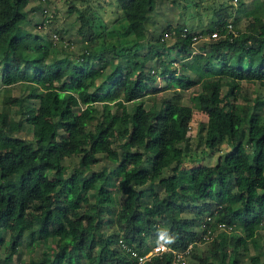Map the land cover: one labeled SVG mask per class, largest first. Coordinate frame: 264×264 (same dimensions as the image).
I'll return each instance as SVG.
<instances>
[{
	"label": "trees",
	"instance_id": "trees-1",
	"mask_svg": "<svg viewBox=\"0 0 264 264\" xmlns=\"http://www.w3.org/2000/svg\"><path fill=\"white\" fill-rule=\"evenodd\" d=\"M116 2L136 45L122 53L96 49L91 20L77 10L85 45L69 53L56 47L62 37H52L46 20L37 23L46 41L19 30L28 0H0V91L32 84L25 102L1 98L2 260L26 251L20 264H137L138 254L164 242L170 249L191 244L197 264H243L245 257L264 264V99L241 91L242 81L264 85L261 9L213 0L204 29L167 22L150 40L156 0ZM228 22L235 35L194 50V35ZM158 78L173 92L149 104ZM197 84L186 104L184 91ZM195 112L204 117L193 128ZM27 125L31 141L18 135ZM224 143L216 161L206 162ZM104 157L114 165L94 169ZM38 246L45 249L35 255ZM144 264L176 262L166 251Z\"/></svg>",
	"mask_w": 264,
	"mask_h": 264
},
{
	"label": "rangeland",
	"instance_id": "rangeland-1",
	"mask_svg": "<svg viewBox=\"0 0 264 264\" xmlns=\"http://www.w3.org/2000/svg\"><path fill=\"white\" fill-rule=\"evenodd\" d=\"M190 1L197 2V8L190 5ZM213 0H177V3H172L171 0H156L155 8L151 12L150 18L146 23L147 28V37L150 40H154L157 35H159L167 22L172 24L181 23L183 20L188 22V26L194 29H201L210 22L211 11L206 9ZM248 4V7L257 6L262 11V16L264 18V0H245ZM214 3V2H213ZM183 7L184 5H188ZM182 5V6H180ZM72 10L69 12L68 10ZM28 11L26 18L21 21L19 30L23 33L29 32L31 34H39L42 37L40 41H46L44 28L38 26L37 23L41 21H48L50 23V28L53 29L52 37L57 35V37H62L55 39L57 43L55 44L57 48L64 49L65 51L79 52L81 46H84L85 43L82 42V39L77 34L76 30L79 25L77 19V10H85L86 14L91 20L93 25V30L96 33V49L104 50L106 48H114L117 53H122L126 48H130L136 45V40L133 34L127 32V21L123 18H119L120 10L117 5L116 0H28V3L25 7ZM48 19V20H47ZM246 17L237 23V27L242 29L246 24ZM204 34V33H203ZM165 42L170 45L173 42V38L164 35ZM203 40H199L194 44V50L197 51V46ZM199 51V50H198ZM197 51V52H198ZM142 53V50H140ZM151 62H155L154 59ZM150 63V62H149ZM174 67H178L177 63H174ZM180 72L182 70H179ZM187 74L193 75L189 70L184 71ZM156 85L160 87L158 93L153 94L149 100V104H155L158 99L163 96H170L173 92L171 88H167L165 81L161 78H158ZM32 88V84L29 83H19L12 86H6L0 91V110L3 109L1 98L4 94H9L13 96H22L25 100V96L28 93V90ZM200 86L197 84L190 88H187L184 91L183 101L186 104L191 105L192 100L190 96L198 93ZM247 97L250 99L260 96L264 99V85L259 82H247L242 81V90ZM204 117L203 114L195 112L193 128L196 124V119ZM30 126H25L22 131L18 133L20 137L25 138L26 140L31 141L32 135ZM228 148L227 144H221L219 149L210 156H206L205 161L209 163H214L220 153L225 151ZM208 151V149H205ZM78 157H74L73 161H77ZM114 164L108 159L103 158L100 163H97L94 166V169L109 170ZM188 165V163H186ZM91 172V169L88 171ZM170 173L169 169L165 170V174ZM190 213H183L182 216H186ZM193 214H190L192 216ZM207 219V217H206ZM104 230H109L104 228ZM219 230V229H218ZM218 230H215L213 235H216ZM232 229L230 228L229 231ZM7 237V234H6ZM45 247V246H44ZM38 246L33 254H39L44 248ZM208 242L197 243L196 251L202 253L208 248ZM45 249V248H44ZM252 252V249L250 250ZM30 256V252L24 251L22 254H18L14 257V260L9 264H20L23 261H27ZM3 259L2 248H0V264H5ZM185 263L188 264H197V260L191 257L189 254L186 256ZM243 264H249V259L245 257L242 260ZM178 264V263H176Z\"/></svg>",
	"mask_w": 264,
	"mask_h": 264
},
{
	"label": "built area",
	"instance_id": "built-area-1",
	"mask_svg": "<svg viewBox=\"0 0 264 264\" xmlns=\"http://www.w3.org/2000/svg\"><path fill=\"white\" fill-rule=\"evenodd\" d=\"M232 3L236 5L237 0H232ZM231 33L235 35L237 32H236V29L233 27L232 23L228 22V24L224 28L217 27L207 34H201L199 36L194 35L193 39L195 42L199 40H213V39H218L221 37L230 36ZM169 34L170 33L167 32L166 35L169 36ZM54 36H55L54 38H57V35H54ZM122 246L130 250V248L125 243H123ZM191 247L192 245L189 244L185 249H170V247H168L166 243L159 242L157 244H154L147 252L138 254L136 256L137 264H144L145 261L149 259L152 255H160L166 251H171L173 253L174 261L176 263L183 264L185 263L186 256L189 254Z\"/></svg>",
	"mask_w": 264,
	"mask_h": 264
}]
</instances>
